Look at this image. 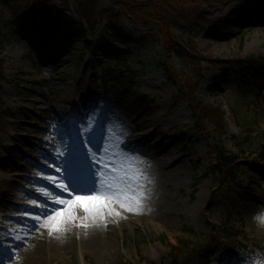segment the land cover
Masks as SVG:
<instances>
[{"label":"rangeland","instance_id":"obj_1","mask_svg":"<svg viewBox=\"0 0 264 264\" xmlns=\"http://www.w3.org/2000/svg\"><path fill=\"white\" fill-rule=\"evenodd\" d=\"M32 8L30 0H0V76L4 78L0 80V116L28 122L25 127L32 133L35 124L49 128L50 121L62 122L63 109L57 103L60 96L71 100L64 113H70L74 126L81 124L82 113L97 101L122 116L140 120L145 108L167 102L171 96V104L181 105L175 111V122L183 118L186 123L170 133V151L182 160V165L177 174L166 177L167 186L160 185L164 198L149 201L148 194L143 193L145 216L136 222L117 221L109 227L117 257L97 258L84 250V259L75 247L67 255L50 231L32 226L25 230L26 245H30L27 249H34L30 264H168L169 245L179 239L192 247L177 264H218L222 257H227L229 264H264V227L254 219L264 215V169L261 165L250 166L260 164L257 158L264 140V107L250 98L238 78L241 60L264 56V0H225L212 10L211 21L238 22L228 36L220 35L215 23L203 25L200 32L173 30L179 41L193 44L197 54L210 59L202 63L203 81L197 96L206 106L225 112L227 131L223 138L208 142L205 137H210L208 131L215 137V128L206 125V132L197 131L187 95L180 91L178 83L168 82L166 75L172 66L185 84L193 85L198 71L190 61L176 57L168 61L155 30L124 19L119 36L128 43L120 45L107 33L114 9L108 1L98 2L84 17L74 3L65 10L59 0H54L50 19L58 24L59 32L46 36L32 23ZM44 46L54 47L64 61L46 62L49 51L47 48L44 52ZM48 93L50 102L43 97ZM140 94L142 97L137 99ZM150 125L141 128L142 136L153 129ZM37 136L47 139L49 134L45 131ZM73 140L87 153H94V144L98 143L96 137L84 145L80 137ZM218 141L228 152L240 155L242 161L238 179L225 186L211 172L216 163L212 143ZM34 142L37 144L38 139ZM17 147L3 152L12 170L14 164L21 163V146ZM25 148L35 147L32 144ZM53 169L58 168L54 165ZM24 178L19 177L18 181L23 182ZM39 204L45 207L41 201ZM5 226L0 220V261L4 259L2 250L17 251L3 234ZM214 226L227 231L230 239L218 238L215 242L210 233Z\"/></svg>","mask_w":264,"mask_h":264},{"label":"bare ground","instance_id":"obj_2","mask_svg":"<svg viewBox=\"0 0 264 264\" xmlns=\"http://www.w3.org/2000/svg\"><path fill=\"white\" fill-rule=\"evenodd\" d=\"M47 48L46 62L64 61L54 47L44 46V52ZM28 75L33 76L30 72ZM43 97L50 102V93ZM141 97V94L136 96L137 99ZM66 98L60 96L57 100L63 109L62 122L50 121L49 128L35 124L36 130L32 133L25 127L28 122L10 121L0 116V220L7 224L2 228L4 236L17 249L15 252L2 250L4 259L0 264H30L34 261V249H27L30 245H26L25 239V230L32 226L50 231L58 240V247L67 255L75 247L84 259V250H89L97 258L117 257L118 252L109 239V227L125 219L131 222L142 219L146 213L143 193L148 194L146 199L149 201L164 198L160 185L167 186L166 177L177 174L182 165V160L175 158L170 151L173 141L170 133L184 125L186 119L175 122V111L181 105L171 104V96L168 97L170 104L168 100L145 108L140 120L122 116L108 104L97 101L82 113V122L78 126L72 124L70 113H64L65 105L71 103L70 98ZM17 108L22 110L21 104ZM11 116L15 117L14 114ZM149 124L153 129L142 136L141 128H148ZM45 131L49 134L47 139L37 136ZM75 137L83 140L82 145L89 144L96 137L95 152L87 153L79 148V142L73 140ZM151 140L156 141L148 145ZM14 143L21 146L18 150L21 163L14 164L15 170H12L9 158L3 152L16 148ZM32 144L34 150L25 148ZM54 165L60 170H54ZM19 177H25L24 181H18ZM67 185L81 191H64L61 186ZM92 187L98 191L90 193L88 189ZM75 195H96L100 199L85 200L91 209L88 212L84 211L83 204L68 208L54 202L57 198L72 200ZM40 201L45 207L40 206ZM57 211H63L65 215L60 219L58 229H54Z\"/></svg>","mask_w":264,"mask_h":264},{"label":"trees","instance_id":"obj_3","mask_svg":"<svg viewBox=\"0 0 264 264\" xmlns=\"http://www.w3.org/2000/svg\"><path fill=\"white\" fill-rule=\"evenodd\" d=\"M100 1H108L114 7L106 27L107 33L113 41L120 45L128 43L127 40L119 36L122 21L128 19L144 29H153L158 33L160 45L168 61L176 57L180 61L191 62L190 64L198 71L196 80H193V85L191 83L185 84L186 82L182 80L181 74L172 66L166 70L168 82L178 83L180 91L187 95L190 111L197 121V131L206 132L204 129L206 125L215 128V137L208 131L210 137L206 136L205 140L208 142L213 138H223L227 131L225 112L219 108L206 106L197 96L203 81L202 63L210 61V59L197 54L193 44L190 46L187 42L179 41L173 30L200 32L203 25L215 23V29L220 35H231V30L233 27L236 28L237 22L222 23L209 19L210 12L221 6L225 0H59L61 7L65 10H68L71 4L74 3L79 15L84 17L94 10ZM30 2L33 7L31 12L32 23L43 34L56 35L59 32L58 24L53 23L50 19L54 0H30ZM2 63L0 58V68L3 71ZM238 69V78L242 88L247 91L254 102L264 107V56H251L241 60L238 63ZM0 80H4L3 76H0ZM199 125L201 126L199 127ZM248 141L246 140V142ZM212 148L216 154V163L211 168V172L218 175L221 185L225 186L236 181L242 171L240 155L228 152L221 141L212 143ZM257 159L260 164L250 166L255 168L261 165V168L264 169V141H262ZM242 227L241 229H243ZM226 232L224 229H218L215 226L210 230V233L214 235L215 242L218 241V238L230 239L226 237ZM163 241L165 242L166 239L164 238ZM191 247V243L181 239L177 241L176 245H170L171 254L168 264H177L180 258L189 252Z\"/></svg>","mask_w":264,"mask_h":264},{"label":"snow or ice","instance_id":"obj_4","mask_svg":"<svg viewBox=\"0 0 264 264\" xmlns=\"http://www.w3.org/2000/svg\"><path fill=\"white\" fill-rule=\"evenodd\" d=\"M78 135V133H77ZM90 143V141H89ZM99 163V161H98ZM105 168L108 167V165H104ZM60 169L58 168L57 171H59ZM95 175V174H93ZM63 188L64 191H69L71 190V193H76L78 191H81L80 189H77L75 187H73L72 185H67V187H64V186H61ZM111 188V186H109V189ZM88 191L90 193H95L96 191H98V189H96L95 187H92V188H89ZM99 197L96 196V195H90L88 197H84V196H81V195H75V198L72 199V200H64V199H59L57 198L54 202L55 203H58V204H61V205H66L68 208H72L74 207L76 204H83L84 205V211L85 212H88L90 211L91 209L88 207V205L85 203V200H89V201H99ZM65 215V213L63 211H57L55 213V216H54V220L56 221V223L54 224V229H58V226H59V222H60V219L63 218ZM258 220H260L262 223H264V215H261V216H258L257 217ZM218 264H229V261H228V258L227 257H222L218 260Z\"/></svg>","mask_w":264,"mask_h":264},{"label":"clouds","instance_id":"obj_5","mask_svg":"<svg viewBox=\"0 0 264 264\" xmlns=\"http://www.w3.org/2000/svg\"><path fill=\"white\" fill-rule=\"evenodd\" d=\"M257 217H255L254 219H256L258 221V224H259L260 227H264V223H262L260 220H258Z\"/></svg>","mask_w":264,"mask_h":264}]
</instances>
